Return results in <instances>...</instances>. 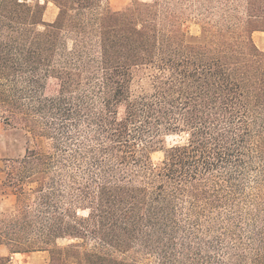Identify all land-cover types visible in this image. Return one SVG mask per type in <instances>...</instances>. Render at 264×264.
Returning <instances> with one entry per match:
<instances>
[{"label":"trees","instance_id":"1","mask_svg":"<svg viewBox=\"0 0 264 264\" xmlns=\"http://www.w3.org/2000/svg\"><path fill=\"white\" fill-rule=\"evenodd\" d=\"M255 31L264 0H0V126L33 141L6 175L0 248L50 264H264Z\"/></svg>","mask_w":264,"mask_h":264},{"label":"rangeland","instance_id":"2","mask_svg":"<svg viewBox=\"0 0 264 264\" xmlns=\"http://www.w3.org/2000/svg\"><path fill=\"white\" fill-rule=\"evenodd\" d=\"M142 2H153V0H139ZM134 0H103L104 9L110 8L114 10L125 9L130 6ZM189 13L191 22L187 23V28L193 35L201 34V24L197 22L199 15L190 11ZM58 14V8L54 3L50 2L48 4L47 11L45 13V20L53 21ZM188 14V13H187ZM52 88L48 89V92L51 93ZM6 129V132H5ZM0 126V157H8L11 162L4 164L0 162V211H3L7 208H12L16 201L15 190L4 185L6 181L7 172H16L19 168L18 160H20L25 154V148L29 144H33L31 135L26 131H17L16 129L7 126L6 128ZM186 134L182 135H168L164 138L165 148L171 147L173 144L184 143L186 141ZM165 156V150L159 149L152 153V160L154 163H160ZM4 159V158H3ZM23 201L26 204L32 202L34 203V196L30 194H25ZM80 214L87 215V210L80 211ZM83 242L82 239H67L62 238L58 240L60 246H68L73 243ZM95 245L94 242H90L84 248H93ZM1 252L5 255H10L11 262L10 264H50V252L49 251H36V252H27V253H13L10 254L8 248L5 245L1 246ZM139 256L138 260L141 264H152L153 260L145 258L142 254H137Z\"/></svg>","mask_w":264,"mask_h":264},{"label":"crops","instance_id":"3","mask_svg":"<svg viewBox=\"0 0 264 264\" xmlns=\"http://www.w3.org/2000/svg\"><path fill=\"white\" fill-rule=\"evenodd\" d=\"M253 38H254V40H255L257 46H258L260 49L264 50V31H255V32L253 33ZM0 134H1V132H0ZM3 158H4V159H3ZM3 158L0 157V162H4V164H7V163L11 162L10 158H8V157H6V156L3 157ZM0 169H1V167H0ZM0 171H1V170H0ZM4 183H5V182H4Z\"/></svg>","mask_w":264,"mask_h":264}]
</instances>
